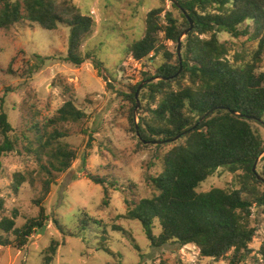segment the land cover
I'll use <instances>...</instances> for the list:
<instances>
[{"label":"rangeland","instance_id":"rangeland-1","mask_svg":"<svg viewBox=\"0 0 264 264\" xmlns=\"http://www.w3.org/2000/svg\"><path fill=\"white\" fill-rule=\"evenodd\" d=\"M67 1L95 21L92 33L79 47L82 56L92 58L79 66L64 59L69 42V27L65 23L46 30L38 23L20 20L0 29V97L5 99L2 108L19 139L17 150L0 161V196L4 202L0 219L14 218V228H19L27 219L37 216L35 200L48 178L43 167L49 169L52 160L50 148L41 149L40 145L49 134L63 133V141L76 153L69 169L53 172L54 184L44 200L47 220L42 232L41 227L36 229L25 246L18 248L14 244L15 234L0 229V236L11 241L10 245H0V264H46L44 257L53 239L58 240V246L49 264H229L227 258L215 260L200 255L193 244L181 247L168 242L155 247L141 223L127 217L132 204L154 192L149 178L162 171L164 155L172 146L168 142L158 146L141 144L131 131L127 118L130 102L125 93L129 85L141 81L145 72L154 76L162 54L153 61L138 62L133 59L130 46L144 35L148 11L161 7L182 23L180 11L172 7V0ZM245 25H249L246 36L218 34L219 41L226 46L227 58L239 65L252 61L258 44L255 24L248 21ZM167 49L173 51L176 45L168 42ZM93 58L101 60L107 69L101 70L106 81L99 77ZM261 71L264 54L256 67V72ZM68 100L85 113L84 118L57 119V110ZM136 104L135 123L141 113L139 94ZM252 127L264 140V126L252 123ZM256 171L264 177V152ZM87 173L104 179L105 184L92 182ZM20 175L24 180L16 191L13 185ZM242 177V170L231 173L218 168L196 191H232L240 187ZM104 188L109 194L107 205L103 204ZM252 211L250 225L257 232L249 244L250 254L239 264L259 263L264 215L258 208ZM154 224L153 233L158 235L159 223L155 220Z\"/></svg>","mask_w":264,"mask_h":264},{"label":"trees","instance_id":"trees-1","mask_svg":"<svg viewBox=\"0 0 264 264\" xmlns=\"http://www.w3.org/2000/svg\"><path fill=\"white\" fill-rule=\"evenodd\" d=\"M175 1L172 7L180 11L182 23L172 12L153 8L146 14L144 35L130 46L131 55L138 62H150L162 54L154 76L145 72L141 81L129 85L125 93L130 102L127 118L131 131L141 144L160 141L172 146L164 155L162 171L149 178L154 192L132 204L127 217L141 223L155 247L168 242L181 247L193 244L202 256L227 258L229 264H239L250 254L249 244L257 232L250 225L253 208L264 215V177L258 179L259 174L253 171L255 161L264 152V140L252 127V123L264 126V71L256 72L257 62L264 54V0ZM20 20L38 23L46 30L65 23L69 27V42L64 59L79 66L92 58L82 56L79 47L92 33L95 21L67 0L60 4L53 0H0V29ZM248 21L255 24L257 49L252 61L235 64L227 58L226 46L219 41L218 34L246 36ZM187 29L178 51V38ZM206 34L210 37H202ZM168 42L176 45V49H167ZM39 60L44 61L40 56ZM92 61L99 77L105 80L101 70L107 69L102 61L97 58ZM138 90L141 113L135 123ZM4 102V97H0V161L16 151L19 142L2 108ZM211 109L215 110L206 115ZM57 112L60 121H79L85 117L72 100L64 102ZM177 136L180 137L172 142ZM63 137V133L54 131L40 145L41 149L50 148L52 160L49 169L43 167L48 178L35 200L37 216L27 219L19 228H14V218L0 219V229L15 234L14 244L18 248L25 246L47 220L44 200L54 184L53 172L66 171L76 158ZM218 168L231 173L242 170L240 187L232 191L212 188L197 192L199 184ZM87 177L96 184H105L104 179L91 173ZM23 180L21 175L17 177L13 189L17 191ZM103 193V204L107 205L106 188ZM3 203L0 196V210ZM155 220L160 226L158 235L153 233ZM57 227L62 230L61 225ZM10 244L11 241L0 236V245ZM57 246L58 240H51L44 257L46 264L51 262ZM258 256V264H264V240Z\"/></svg>","mask_w":264,"mask_h":264},{"label":"water","instance_id":"water-1","mask_svg":"<svg viewBox=\"0 0 264 264\" xmlns=\"http://www.w3.org/2000/svg\"><path fill=\"white\" fill-rule=\"evenodd\" d=\"M172 2L173 3H176V1L175 0H172ZM191 25V24H190ZM191 27V26H190ZM189 29H187L186 31H184L183 33H182V35L178 38V47H177V50L179 51V49H180V42H181V37L183 36V35H185L186 33H187V31H188ZM147 81H145L144 83H146ZM144 83H142L141 85H140V87H139V89L142 87V85L144 84ZM139 91V90H138ZM138 91L136 92V97H137V95H138ZM137 104H138V102H137ZM213 110H215V109H211L210 111H208L207 113H206V115H208L210 112H212ZM205 115V116H206ZM204 116V117H205ZM203 117V118H204ZM202 118V119H203ZM201 119V120H202ZM180 136H177V137H175V138H172L171 139V141H176L178 138H179ZM152 143L153 144H157V143H160V141H152ZM257 162H258V159L255 161V163H254V166H253V171H256V165H257ZM257 178L258 179H262V177L260 176V175H257ZM43 228H44V225H42L41 226V230H40V232H42V230H43Z\"/></svg>","mask_w":264,"mask_h":264}]
</instances>
